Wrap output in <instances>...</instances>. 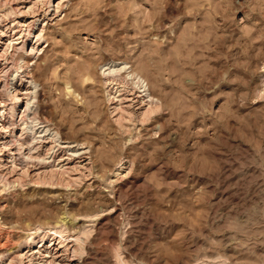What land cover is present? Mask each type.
I'll return each instance as SVG.
<instances>
[{"label": "rangeland", "instance_id": "374dc122", "mask_svg": "<svg viewBox=\"0 0 264 264\" xmlns=\"http://www.w3.org/2000/svg\"><path fill=\"white\" fill-rule=\"evenodd\" d=\"M2 2L15 13L3 21L0 69L15 62L10 37L34 42L43 27L25 58L37 82L33 107L87 152L56 160L75 162V184L0 192L8 239L0 250L34 226L52 232L62 216L74 238L96 212L82 254L64 264H121L117 248L128 264H264V0H64L58 9L57 0L49 9L45 0ZM115 58L162 100L124 134L100 72ZM88 69L93 80L83 82ZM123 80H112L114 100L126 94L137 109L139 91ZM53 234L43 241L56 257Z\"/></svg>", "mask_w": 264, "mask_h": 264}, {"label": "bare ground", "instance_id": "6f19581e", "mask_svg": "<svg viewBox=\"0 0 264 264\" xmlns=\"http://www.w3.org/2000/svg\"><path fill=\"white\" fill-rule=\"evenodd\" d=\"M2 1L3 0L0 1L1 2L0 7L5 6L4 2ZM62 1L64 0H57L55 9H58L59 7L62 6V4L64 3V2L62 3ZM16 3H18L17 0H16ZM45 3H46L47 9H49L53 5L51 4V0H45ZM19 4H17V6ZM14 6L12 4V6L8 5V7H4L0 9V35L3 32V29H2L3 21L5 19L10 18L15 13V10L12 8ZM17 10L19 11V9ZM216 25L217 24H215V26ZM42 30H43V27H41L40 31L36 33L34 42H29L26 40V38L25 39L21 38L22 40L13 41L14 36L10 37L11 44L9 45H11V54L9 55L14 56L15 62H13V68L10 67L11 65L10 64L9 65L10 68L0 69V192L2 190H8V192L11 193L14 189H16L17 185H19V188H20L24 184H29L37 188H43L44 191L47 190L48 192V190L54 187V184L56 185V187L61 186L62 184H67L69 182H72V184L73 183L75 184L76 182H79L81 179L80 177H77L75 175L73 176L72 174L73 170H75L74 169V167L76 166L75 162L74 163L70 162L71 163L70 164L66 162L64 163L63 161H62L63 163H61V159L57 162L56 160L59 159L58 158L59 156H62L64 153H66V151L67 152L70 151V154L74 156H80L83 153H86L87 149L81 148V147H84L81 144H84L85 141L78 142V141H72V140L70 141V140L64 139L61 135L62 133L59 131V128L53 125V121H52L53 118L50 120L48 119V117L47 118L44 117L43 114H42L43 116L39 115L41 113L38 114L36 107L35 108L33 107L34 101L32 98H35L36 96L35 91L37 87V82L33 78V75L29 74V71L27 70L29 63L26 61L25 58L27 57V55H30L33 53L35 49V46H34L35 42L36 41L40 42L42 40L43 38V34L41 33ZM188 35L190 34L187 33V36ZM187 36L181 38L184 42V45L186 44V46L188 43L186 42V40L187 38L189 39V36L188 37ZM1 40H2V35L0 37V42ZM28 42L31 43L30 49L26 47V45H28ZM180 46L182 45H179V47ZM160 48H161L160 46L157 47L156 51H158ZM186 60L188 61V59ZM21 61H24V63H20ZM128 63L129 62L127 61H122L119 59L116 60L115 58V60L107 59L100 65V69H101L100 72L103 76V79H104L103 81L105 84L106 99L110 103L109 105L110 111L113 113V115H115L114 120H113L116 123L115 126L117 130H119L121 133L122 132L127 133L128 130L131 128V126L135 125V121H137V123L139 121L144 122L146 119L150 118L153 112H157L161 109V104H162L160 102L162 100L161 99L159 100V97L155 96L152 93L148 82L142 76V74L133 70L131 68V65H129ZM91 68H93L92 65H91ZM90 71L91 70L88 69L86 71L84 70L83 71L84 73L82 72L83 74L81 75L83 76L81 77H83L82 78L83 82L85 81L91 82L93 80V76ZM261 75H264V72H262ZM261 77L264 80L263 76ZM113 79L114 80L116 79V81L119 79L120 80L124 79L123 80L124 83L126 82L129 83L131 81L129 85L137 87L139 91V94H138L139 98L137 99L138 102L136 101L137 104H139L137 109L132 107L130 98H128L126 94L122 95V93H120L118 94L120 95V97L117 95V97L119 98V101L117 97H116L117 101L114 100L116 94L115 95L112 94V87H111V83ZM65 83H66L65 88L67 89L66 91L67 94L69 93L71 94L70 99L72 100V102L74 100L76 104V101L78 102V100L80 99L77 96L78 94L77 95L74 94V89L70 88L69 85H67V83H69V80H66ZM66 97L68 98V96ZM65 100L67 101L68 99H65ZM1 101H3L2 104H1ZM39 104L40 103H38V105ZM64 111L66 110L63 108V112ZM95 116H97V114H95ZM109 128H113V127H109ZM128 133H130V130ZM131 138H132V135H130V137H127L124 143H126L127 141L129 142V140H133L135 137L133 139ZM80 148L82 150H80ZM67 158L71 159V157L69 156ZM64 181L66 183H64ZM74 187L75 186H73V188ZM59 197H62V196H59ZM95 214L96 212L92 214H85L84 216L82 214V216L86 219V222H89V223L84 224L81 229L77 230L74 233L73 235L74 238H69V239L67 238L69 234L67 235L65 233V228H66L65 216H62L61 218H59L58 222H55V225L50 226L49 229H53L52 232H49V230L44 231L40 229L41 225L34 226L37 228V230L33 231L31 235H28L26 238H23V240L19 242L16 241L17 243H15L14 245H11L10 244L11 242H10L9 244L11 246H6L4 250L2 251L0 250V264H29L30 261H33L34 259L38 260L37 262L35 261L36 262L35 264H40V262L42 261L44 263L48 262L50 264H64L65 262L72 259L70 258L71 257L70 255H73V257L75 256V258H77L76 256L82 254L84 250L83 249L84 246H82V242L86 239V236L84 235L88 234L91 231V230L89 231V229H91L93 225L90 223V221L94 220ZM72 217H75V216H72ZM1 232H0V249L2 248V246L5 247V245L7 244V240H8L6 236H4L5 234L3 235ZM51 233L52 234L54 233L52 235L51 240L57 239V243L55 244L56 247L54 246L55 248H53L55 250L53 251L55 254H52L53 252L51 253L52 255H56L57 253L56 257L55 256L52 257L49 254V252H51V249H49L51 247V243L45 244L46 242L43 241L44 236L48 237L50 236ZM36 236L41 237V240L37 242L38 244H34L35 243L34 239ZM88 237H89V234H88ZM14 242L15 241H13V243ZM44 251L47 253H44ZM120 251L121 250H119V248H117L116 251H114V253L118 256L117 257L118 261L120 260L121 264L122 262L124 264H128L125 261H123L124 258H121L122 255L120 254L121 253ZM69 253H72V254L69 255ZM78 258L80 257L78 256ZM39 259L42 261L39 262ZM43 262L41 264H44Z\"/></svg>", "mask_w": 264, "mask_h": 264}]
</instances>
